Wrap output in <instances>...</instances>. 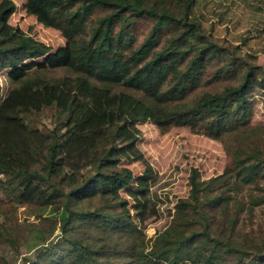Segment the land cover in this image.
I'll return each mask as SVG.
<instances>
[{"label": "trees", "instance_id": "1", "mask_svg": "<svg viewBox=\"0 0 264 264\" xmlns=\"http://www.w3.org/2000/svg\"><path fill=\"white\" fill-rule=\"evenodd\" d=\"M199 5L26 0L31 14L66 40L55 53L29 34L4 33L12 7L0 10V72L11 69L13 84L4 99L0 91V238L19 251L17 234L29 228L40 238L43 219L57 221L63 235L81 234L63 239L60 251L52 250L54 239L32 264L264 262L262 246L229 237L245 206L230 202L246 184L257 191L250 194L249 209L264 203V147L252 123L264 69L241 45L221 43L214 24L206 25L197 13ZM43 56V64L26 63ZM51 106L60 111V125L47 133L29 125L32 112ZM147 120L162 133L186 128L236 141L224 173L203 179L198 168L191 169L189 195L179 198L170 223L152 238L118 199L125 178L104 168L117 142L138 133L137 124ZM84 139L103 146L101 162L91 145L75 149ZM21 210L23 219L17 217ZM219 210L229 223L214 236Z\"/></svg>", "mask_w": 264, "mask_h": 264}, {"label": "rangeland", "instance_id": "2", "mask_svg": "<svg viewBox=\"0 0 264 264\" xmlns=\"http://www.w3.org/2000/svg\"><path fill=\"white\" fill-rule=\"evenodd\" d=\"M6 6L12 9L7 10L5 14L4 33L21 34V36L29 34L50 45L53 49L52 53L66 45V40L58 30L47 27L31 14L26 6V0H0V10ZM196 11L206 25L214 24V33L218 35L221 43L228 40L241 45L244 52L256 56V63L264 69V0H200ZM46 58L43 56L37 60H28L26 63L36 61L37 64L31 65L32 68L45 63ZM10 73L9 68L0 72L2 99L13 88L12 82L8 79ZM58 76L62 75L57 74L54 77ZM65 76L74 78L73 74ZM256 83L258 87L256 111L252 123L256 126L260 137V146L264 147V76ZM59 112L54 106L45 107L42 111L32 112L27 122L30 126L38 127L47 133L48 128L52 129L60 125ZM137 128L138 133L133 131L126 135L125 139L117 142L116 150L104 168L106 171L119 174L120 179L125 178L117 188L118 199L126 202L124 207L129 208L136 220L141 221L148 238H152L157 231L164 229L170 223L179 198L189 195L191 169L198 168L203 179L224 173L228 157L232 156L231 151L236 149V141L232 140L227 144L204 134L193 133L186 128H174L162 133L151 120L138 123ZM92 135L96 138V133ZM90 145L95 154L94 160L101 162L99 149H103L102 145L84 139L75 149L80 150ZM84 157L87 159L88 153ZM91 171L92 169H88L85 173L89 174ZM145 174L150 176L144 178ZM260 181L264 184L263 178ZM135 186L142 187L143 190H138ZM218 187H220L218 190H221L222 187ZM250 194H257L254 183L246 184L230 202L232 206L237 199L235 204L244 203L245 206L240 212L235 232L229 237L238 243L249 245L257 243L264 249V203L250 210ZM4 205L5 196L0 192V207ZM18 214L17 217L20 219L25 218L22 210ZM14 218L16 219V216ZM216 219L212 230L214 236L221 235V229H225L229 223L226 220L222 222L224 217L221 210L217 212ZM39 235L40 238L29 231V228L23 233H18L19 251L15 247L12 248L5 239L0 238V264H32L40 250L54 245L52 244L54 239L56 244L52 250L60 251L61 247L65 246L63 239L81 236L79 232L63 235L59 223L49 219L42 220V230Z\"/></svg>", "mask_w": 264, "mask_h": 264}]
</instances>
